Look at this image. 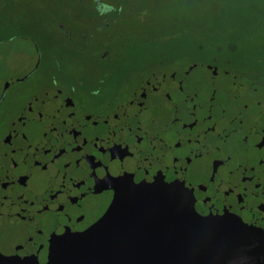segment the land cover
Wrapping results in <instances>:
<instances>
[{
	"label": "flooded vegetation",
	"instance_id": "af4514ba",
	"mask_svg": "<svg viewBox=\"0 0 264 264\" xmlns=\"http://www.w3.org/2000/svg\"><path fill=\"white\" fill-rule=\"evenodd\" d=\"M178 1L0 0V264L174 235L264 264V44L194 51L223 26Z\"/></svg>",
	"mask_w": 264,
	"mask_h": 264
},
{
	"label": "water",
	"instance_id": "95a60500",
	"mask_svg": "<svg viewBox=\"0 0 264 264\" xmlns=\"http://www.w3.org/2000/svg\"><path fill=\"white\" fill-rule=\"evenodd\" d=\"M66 264H224L200 241L185 236L121 239L78 248Z\"/></svg>",
	"mask_w": 264,
	"mask_h": 264
},
{
	"label": "trees",
	"instance_id": "16d2710c",
	"mask_svg": "<svg viewBox=\"0 0 264 264\" xmlns=\"http://www.w3.org/2000/svg\"><path fill=\"white\" fill-rule=\"evenodd\" d=\"M213 7L203 18L195 17L192 13H185L188 9H194L196 1L193 0H179L182 3L180 7L186 10L178 12L177 10L171 16L169 23L203 25L212 24L223 26L218 30H204L193 27L191 29L192 48L195 51L197 47L202 46L204 40L220 41L223 39L237 40L244 39L242 36L251 24L264 27V15L257 0H212ZM259 5V6H258ZM192 12V11H191ZM216 12V13H215ZM185 13V14H184ZM184 15L190 16L189 19ZM189 20V22L187 21ZM163 23V22H162ZM242 27V28H240ZM264 37V32H261ZM217 34V35H216ZM220 34V35H218ZM261 35V34H257Z\"/></svg>",
	"mask_w": 264,
	"mask_h": 264
},
{
	"label": "rangeland",
	"instance_id": "374dc122",
	"mask_svg": "<svg viewBox=\"0 0 264 264\" xmlns=\"http://www.w3.org/2000/svg\"><path fill=\"white\" fill-rule=\"evenodd\" d=\"M193 1H196L195 3V8L194 9H188L185 13H192L195 15V17H200V18H203L204 16H206V12L209 11L210 9H212L211 7H213V1L212 0H193ZM259 3H260V6L262 10V13L264 15V0H257ZM73 6V5H72ZM186 10V8H185ZM178 12H182L180 8L177 9ZM192 11V12H191ZM174 12H170V9H164V11H160V14L162 15L161 19L164 21L166 18L167 20H169L171 18V15L173 14ZM185 17H187L189 19L190 16H187V15H184ZM189 22V20H187ZM251 25H255L254 26V29L256 31V34H261V35H256L254 37H251L250 40H254L256 39L257 42L256 44L257 47H259V45H263V41H264V37L262 36V33L261 32H264V29H260V26L259 25H256V24H251ZM257 26V27H256ZM196 80V79H195ZM198 81H200V79H198Z\"/></svg>",
	"mask_w": 264,
	"mask_h": 264
},
{
	"label": "clouds",
	"instance_id": "9594fccd",
	"mask_svg": "<svg viewBox=\"0 0 264 264\" xmlns=\"http://www.w3.org/2000/svg\"><path fill=\"white\" fill-rule=\"evenodd\" d=\"M113 9L110 5H106L101 14L111 12Z\"/></svg>",
	"mask_w": 264,
	"mask_h": 264
}]
</instances>
